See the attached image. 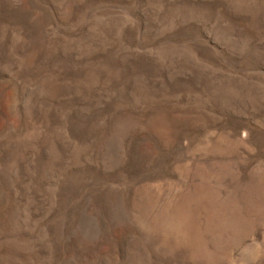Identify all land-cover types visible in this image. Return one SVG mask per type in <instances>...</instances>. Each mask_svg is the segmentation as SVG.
I'll return each mask as SVG.
<instances>
[{
    "label": "rangeland",
    "instance_id": "1",
    "mask_svg": "<svg viewBox=\"0 0 264 264\" xmlns=\"http://www.w3.org/2000/svg\"><path fill=\"white\" fill-rule=\"evenodd\" d=\"M0 264H264V0H0Z\"/></svg>",
    "mask_w": 264,
    "mask_h": 264
}]
</instances>
